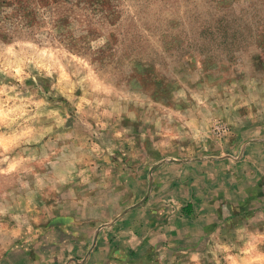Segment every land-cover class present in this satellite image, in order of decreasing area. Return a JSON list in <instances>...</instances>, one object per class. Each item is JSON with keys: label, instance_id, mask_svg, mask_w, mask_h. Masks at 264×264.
<instances>
[{"label": "rangeland", "instance_id": "obj_1", "mask_svg": "<svg viewBox=\"0 0 264 264\" xmlns=\"http://www.w3.org/2000/svg\"><path fill=\"white\" fill-rule=\"evenodd\" d=\"M0 264H264V0H0Z\"/></svg>", "mask_w": 264, "mask_h": 264}]
</instances>
